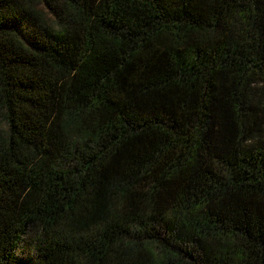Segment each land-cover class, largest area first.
Returning <instances> with one entry per match:
<instances>
[{"label": "trees", "instance_id": "16d2710c", "mask_svg": "<svg viewBox=\"0 0 264 264\" xmlns=\"http://www.w3.org/2000/svg\"><path fill=\"white\" fill-rule=\"evenodd\" d=\"M0 264H264V0H0Z\"/></svg>", "mask_w": 264, "mask_h": 264}]
</instances>
